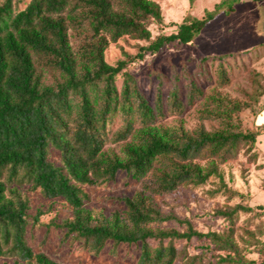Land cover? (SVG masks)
I'll return each instance as SVG.
<instances>
[{
  "label": "trees",
  "instance_id": "16d2710c",
  "mask_svg": "<svg viewBox=\"0 0 264 264\" xmlns=\"http://www.w3.org/2000/svg\"><path fill=\"white\" fill-rule=\"evenodd\" d=\"M13 1L0 4V259L11 253L35 264H59L45 253H35L27 243L28 206L18 188L25 183L40 188L45 198L68 201L73 219L60 227L66 229V235L75 234L92 243L97 251L107 241L140 243L138 264H174L177 250L173 244L153 248L150 240L161 244L166 239L210 238L217 247L232 249L230 238L222 240L215 233H200L188 222L185 232L154 229L155 223L182 222L176 216L163 215L152 196L220 176L215 162L203 167L194 160L205 151L217 157L236 149L240 142L255 144L260 133H209L201 129L196 136L177 135L157 125L163 113L161 103L154 110L132 86V76L124 74L122 94L116 89L115 79L130 61L158 53L169 44L192 43L216 16L234 12L240 0H222L201 19L185 18L176 33L159 35L148 46L140 47L139 54L127 55L115 66L105 60L110 42L125 35L150 41L151 33L143 21L148 17L162 21L155 2L32 0L25 10L14 13ZM195 1L189 0L191 5ZM86 27L92 36L78 58L69 32ZM37 64L59 70L64 81L56 87L44 84L43 68ZM117 113L125 115L126 124L115 134V142L131 139L121 155L104 150L108 124ZM136 121L141 123L139 128L135 127ZM257 129L264 135V124ZM52 149L60 153L63 166L50 162ZM119 171L141 181L143 188L133 198L124 199L125 217L117 213L105 223L97 222L84 208L87 194L81 186L114 180ZM236 210L252 208L237 206L224 215L231 216ZM39 215L41 212L34 222ZM16 264H20L18 260Z\"/></svg>",
  "mask_w": 264,
  "mask_h": 264
},
{
  "label": "rangeland",
  "instance_id": "374dc122",
  "mask_svg": "<svg viewBox=\"0 0 264 264\" xmlns=\"http://www.w3.org/2000/svg\"><path fill=\"white\" fill-rule=\"evenodd\" d=\"M31 1L14 0V13L25 10ZM150 1L158 4L162 14V21L153 17L143 21L151 33L150 41L125 35L110 42L105 51L108 64L115 66L126 60L127 55L139 54L140 47L148 46L159 35L176 33L187 17L203 18L222 0H196L193 5L189 0ZM3 2L0 0V4ZM235 8L234 12L216 16L192 43L169 44L158 53L130 61L115 79L116 89L122 94L124 74L132 76V86L137 87L154 110L161 103L163 113L158 116L157 125L177 135L196 136L201 129L209 133L230 130L260 133L255 144L240 142L236 149L217 157L205 151L194 160L203 167L215 162L220 176L152 196L163 215L176 216L182 222L155 223L154 229L185 232L188 222L200 233H215L222 240L230 238L233 244L232 249H221L210 238L166 239L161 244L159 240H150L153 248L172 243L177 250L174 264H264V135L257 129L258 115L264 109V0H240ZM69 34L73 52L78 54L89 42L92 31L86 27L71 29ZM219 56L223 59H218ZM37 65L43 68L44 84L56 87L64 81L59 70ZM125 118L122 113L112 117L105 151L121 155L123 146L130 142V138L119 143L114 140L115 134L124 129ZM140 125L136 121L135 127ZM49 160L57 167L63 166L60 153L54 149ZM148 180H153V176ZM18 188L28 206L26 240L35 253H45L59 264L139 263L140 243L107 241L97 251L92 243L75 234L66 235V229L60 227L73 219L68 201L62 197L45 198L40 188L30 184ZM81 188L87 194L84 208L92 212L97 222L105 223L117 213L125 217L124 199L133 198L142 190L143 183L119 171L114 180ZM237 206L252 211L236 210L231 216L224 215ZM39 212L41 215L34 222ZM227 257L233 261H222ZM17 260L20 264H35L11 253L1 258L0 264H16Z\"/></svg>",
  "mask_w": 264,
  "mask_h": 264
},
{
  "label": "crops",
  "instance_id": "0c3cea01",
  "mask_svg": "<svg viewBox=\"0 0 264 264\" xmlns=\"http://www.w3.org/2000/svg\"><path fill=\"white\" fill-rule=\"evenodd\" d=\"M264 124V111L258 115V118H257V125H263Z\"/></svg>",
  "mask_w": 264,
  "mask_h": 264
}]
</instances>
